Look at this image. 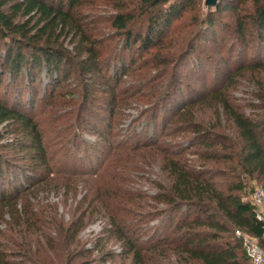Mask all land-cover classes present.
I'll return each instance as SVG.
<instances>
[{
    "label": "trees",
    "instance_id": "1",
    "mask_svg": "<svg viewBox=\"0 0 264 264\" xmlns=\"http://www.w3.org/2000/svg\"><path fill=\"white\" fill-rule=\"evenodd\" d=\"M88 2L0 0V50L4 47L0 52V126L6 124L5 133H0V215L7 212L33 225V219L42 214L29 204L20 212L17 208L22 188L19 182L15 184L18 175L30 170L34 179L38 178L36 173L42 179L53 169L40 123L28 109L35 106L43 84L52 101L58 96L66 101L73 92L64 90L74 78L80 89L74 124L80 129L108 140L105 122L93 110L98 94L111 120L122 103L132 99L149 105L145 113L150 119L157 120L165 112L164 129L172 123L175 127L168 135L194 133L195 143L206 155L191 160L183 150L161 146L155 139L127 144V151L150 149L148 159L159 164L161 176L153 181L155 193L148 195L134 188L125 171L126 177H116L115 189L106 187L92 195L88 191L70 208L68 221L56 212L51 214L48 221L44 220L50 226H40L39 235L52 244L55 239L47 229L55 230L67 264L72 263V257L88 259L92 255L82 247L79 235L90 221L98 219L105 223L103 234L95 242L102 262L114 259L107 244L115 241L122 245V254L131 264H250L236 230L256 238L264 250V221L257 219L256 208L247 198L253 192L248 182L264 187V0H218L215 7H208L203 20L196 15L193 22L197 29L187 32L176 56L164 54L172 42L170 30L182 15L192 9L199 12V0L118 1L116 13L107 20L119 37L115 44H107L84 21L83 7ZM223 9L234 17L233 29L228 32L232 38L229 51L234 54L236 47L241 59L252 52L250 62L241 64V68L252 70L260 92V105L252 115L234 104L227 92L234 72L206 95L195 97L189 93L196 89L179 70L184 59L199 56L197 41L202 38V26L208 31L221 28L216 15ZM68 38L72 49L66 45ZM220 42L227 44L225 37ZM145 52L149 56L144 58ZM200 60L193 68L195 72L204 67ZM11 86L25 87L35 97L33 94L24 102L23 96L9 95ZM170 103L173 111L169 110L172 105L166 108ZM202 107L214 109L217 122H202L196 113ZM221 112L233 130L232 136L223 130ZM5 134H14L15 139L2 143ZM4 150L23 154L26 157L21 160L31 159L30 166L17 162V156L2 154ZM209 161H213L212 166ZM31 174H27L29 180ZM67 188L66 193H76V187ZM40 218L38 222L43 221ZM17 233L25 239L24 232ZM5 252L0 249V261Z\"/></svg>",
    "mask_w": 264,
    "mask_h": 264
},
{
    "label": "rangeland",
    "instance_id": "2",
    "mask_svg": "<svg viewBox=\"0 0 264 264\" xmlns=\"http://www.w3.org/2000/svg\"><path fill=\"white\" fill-rule=\"evenodd\" d=\"M118 1L124 0H89L83 7L84 21L88 22L90 28L96 29L97 33H99L98 35L106 39L107 44H115L119 39L116 31L110 27L107 21L109 17L116 13L115 5H118ZM199 1L200 4L198 2L197 7V9L200 8L199 12L196 9H192L188 14L182 15L174 21V29L170 30L173 36L172 42L167 51H164V54L169 53L171 56H176L181 48L178 45L187 32L189 33L193 30L195 32L197 29V25H194L193 22L196 20V15L198 14L202 20L206 17L209 8L205 5V0ZM216 17L221 28L208 31V28L202 26V38L197 41L199 44V56L196 57L197 59H184L179 70L184 80L188 81L196 89L189 93L190 95L195 94V97L206 95L209 92L208 90L216 86V84L220 85L230 71L234 72L227 92L234 104L247 115H252L257 112L255 111L256 106L260 105V100L257 96L260 92L254 81L252 70L250 68L246 70L241 68L243 62H250L248 60H250L252 52H247L246 58L241 59L237 56L238 52L235 47V50H232L234 54H232L229 51L231 47L229 44H231L232 38L228 32L233 29V14L229 10L223 9ZM176 30L177 32H174ZM214 32L216 35H214ZM224 37L227 44L222 45L220 41ZM69 40L70 38L67 39L66 45L72 49L74 45L69 43ZM0 52L1 54L4 52V47H2ZM153 52H156V49ZM143 54L144 58L149 56L148 52ZM200 59H202L204 67L199 72H195L193 68L196 67L197 62H201ZM227 61L228 64H226ZM215 76L216 79L214 81ZM5 80H8L7 77ZM203 82L205 85H203ZM69 83L64 90L73 92L65 98L68 102L61 101L59 96L52 101L49 98V91L45 94L43 84L40 87L39 94H37L35 106L33 109H28L40 123L48 160L53 169L52 173L46 171L43 174L44 179H41L40 173H36L38 178L34 179L30 170L18 175L17 180L19 181H16L15 184L19 182L20 187H22L19 192L20 199L17 207L19 212L24 204H29L37 214L38 212L42 214H38L32 221L33 225H30L24 220L20 222L17 217L8 214L5 209L4 212L6 213L0 215V249L6 250V252L0 264H67V258L63 253L60 242H58L59 240H57L55 230L47 229L48 234H52L50 238L53 237L55 239L51 240L52 244L49 242V245L47 238H42L39 235L40 226L45 227L44 225H46V228H48L47 226L50 225L44 220L48 221L55 212L60 216H64V220L68 221L70 208H74L75 203L81 200L88 191L92 195L95 191L106 190V187L108 189L114 187L115 189L116 177H126L125 171L130 175L134 188L148 195H153L157 188L153 181L158 180L161 176L159 164L148 159L146 152L150 149L140 148L135 151H127L125 147L127 144L134 146L138 139L142 141L155 139L158 140L161 146L175 151L183 150L184 155L191 160H201L206 155L204 148L195 143L197 139L194 133L190 131L168 135V132H171L175 127L174 123H172L171 126L164 129L165 112L162 111L157 120L150 119L149 115L145 113L149 105L132 99L123 102L113 120H111L104 106L106 103L103 100L101 101L102 95L98 94L99 101L93 107V110L96 113L99 112V117L104 120L105 126L103 127L108 140L93 135L87 129H80V127L75 126L76 123L74 124L79 110V82L72 78ZM3 87L5 89L7 87L6 84ZM180 91L181 89L177 94ZM13 92L15 93L13 94ZM15 94L23 96V101L27 102L29 96L34 93L32 94L30 90L27 91L25 87L24 89H17L11 86L9 95L14 96ZM33 96L35 97V94ZM172 99H170V102H172ZM169 105H172L169 110L173 109L172 103L167 104L166 108L168 109ZM196 113L201 116L202 122L205 124L206 122H217V114L214 113L212 108L202 107ZM221 119L223 130L226 134L232 136L233 130L228 127L223 112H221ZM5 125L0 126V133L2 134L6 131ZM14 139V134H5L2 143L11 142ZM2 154L9 155V157L17 156V162H20V164H26L27 166L31 164V159L30 161L25 159V162H23L21 159L26 156L23 154L15 155L13 150H4ZM207 164L212 166L213 161H209ZM73 172H78L82 175L79 174L78 176L73 174ZM27 174H31L32 180L27 178ZM248 183L249 189L254 190L255 187L264 189L258 183ZM67 186L76 187V193L70 189L71 192L69 194L66 193ZM5 187H8V185ZM249 189L247 192H249ZM251 194V192L247 194L249 200ZM37 217L40 220L42 219L43 223L38 222ZM156 223L157 220L154 224ZM104 227L105 223L102 219L90 221L85 226L79 235V240L85 250L92 251V255L88 259H84V257L83 259L81 257L75 259L72 257L71 264H79L84 260H88L90 264H131L130 259L122 254V245L115 241H110L107 244V250L115 254L114 259L107 262H102L99 259L100 255L97 251L98 248L95 247V242L103 234ZM20 231L25 233V239L18 235L17 232ZM20 243L22 247H17L16 245Z\"/></svg>",
    "mask_w": 264,
    "mask_h": 264
},
{
    "label": "built area",
    "instance_id": "3",
    "mask_svg": "<svg viewBox=\"0 0 264 264\" xmlns=\"http://www.w3.org/2000/svg\"><path fill=\"white\" fill-rule=\"evenodd\" d=\"M251 202L256 208V217L264 221V189L255 187L251 194ZM236 235L241 238L243 249L247 255L250 264H264V250L259 245L256 238L251 235L236 230Z\"/></svg>",
    "mask_w": 264,
    "mask_h": 264
},
{
    "label": "water",
    "instance_id": "4",
    "mask_svg": "<svg viewBox=\"0 0 264 264\" xmlns=\"http://www.w3.org/2000/svg\"><path fill=\"white\" fill-rule=\"evenodd\" d=\"M218 3V0H205V5L207 7H215Z\"/></svg>",
    "mask_w": 264,
    "mask_h": 264
}]
</instances>
